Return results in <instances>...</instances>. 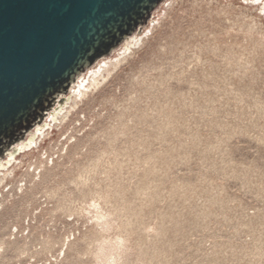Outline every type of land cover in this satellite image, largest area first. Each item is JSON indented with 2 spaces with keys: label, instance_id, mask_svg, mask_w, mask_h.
Masks as SVG:
<instances>
[{
  "label": "rangeland",
  "instance_id": "1",
  "mask_svg": "<svg viewBox=\"0 0 264 264\" xmlns=\"http://www.w3.org/2000/svg\"><path fill=\"white\" fill-rule=\"evenodd\" d=\"M152 16L37 126L50 135L0 189V264H245L246 215L264 214V0Z\"/></svg>",
  "mask_w": 264,
  "mask_h": 264
},
{
  "label": "water",
  "instance_id": "2",
  "mask_svg": "<svg viewBox=\"0 0 264 264\" xmlns=\"http://www.w3.org/2000/svg\"><path fill=\"white\" fill-rule=\"evenodd\" d=\"M164 0H0V161Z\"/></svg>",
  "mask_w": 264,
  "mask_h": 264
},
{
  "label": "bare ground",
  "instance_id": "3",
  "mask_svg": "<svg viewBox=\"0 0 264 264\" xmlns=\"http://www.w3.org/2000/svg\"><path fill=\"white\" fill-rule=\"evenodd\" d=\"M167 1V0H165ZM154 19V16H152V20ZM149 21L148 25L152 22ZM137 33H135L134 35H132L131 37L127 38L118 48H116L115 50H113L114 52L119 49V48H123L126 46V43L130 42V40L136 36ZM113 54V52H111ZM104 58V57H103ZM103 58L99 59V60H102ZM105 59V58H104ZM97 60L95 62V64L99 61ZM95 66V65H94ZM93 66V67H94ZM92 67V68H93ZM89 70H87L84 74H82L80 77L77 78L76 82L72 85L71 89H70V96H71V90L73 89L74 85L81 79H84L82 78L83 75H85ZM87 80H85L86 82ZM57 109H54L49 115H53L51 121H49V118L47 116L46 120H45V125L48 123L47 125V128L49 127V122L53 123L55 121V117L57 116V114H59L60 112H57ZM57 112V113H56ZM65 119V118H63ZM44 125V126H45ZM59 125L61 124H56L54 126L55 127H58ZM61 127V126H60ZM51 132V131H50ZM50 132H43V131H40V128H35L33 129L27 136L26 138L23 140V142L19 143L15 150L10 154L8 155V160L4 163H0V189H4V188H7L8 184L10 183L11 180L14 179L15 177V173L17 171H19L21 165H23L21 162H22V158H25L27 157L28 155H31L33 154L39 147V145L41 144V142L43 141V139H45L47 136L50 135ZM45 133L43 136L42 134ZM42 136V139H40ZM16 153V155H19L16 157V155H14ZM42 155V154H41ZM43 163V162H42ZM32 168V167H30ZM39 169V168H38ZM1 190L0 193H3ZM9 191V190H8ZM2 196H0L1 198ZM3 245V244H2Z\"/></svg>",
  "mask_w": 264,
  "mask_h": 264
},
{
  "label": "built area",
  "instance_id": "4",
  "mask_svg": "<svg viewBox=\"0 0 264 264\" xmlns=\"http://www.w3.org/2000/svg\"><path fill=\"white\" fill-rule=\"evenodd\" d=\"M245 264H264V214L255 210L246 215Z\"/></svg>",
  "mask_w": 264,
  "mask_h": 264
}]
</instances>
